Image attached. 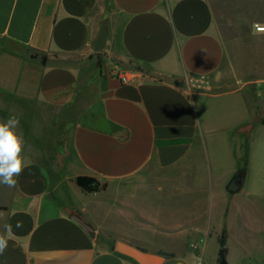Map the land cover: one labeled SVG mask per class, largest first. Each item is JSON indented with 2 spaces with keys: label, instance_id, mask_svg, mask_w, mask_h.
Segmentation results:
<instances>
[{
  "label": "crops",
  "instance_id": "1",
  "mask_svg": "<svg viewBox=\"0 0 264 264\" xmlns=\"http://www.w3.org/2000/svg\"><path fill=\"white\" fill-rule=\"evenodd\" d=\"M217 4L0 0V120L18 117L31 161L16 187L0 185V234L9 241L0 264H221L224 230L227 264H234L233 238L240 264L258 259L255 243L264 247V101L253 106L241 88L223 89L228 73L222 67L229 52L234 57L237 40L225 39ZM255 24L264 26V16L252 31L262 61L264 32ZM104 27L106 46L95 52ZM240 71L232 60L229 72L237 77ZM258 71L257 79L237 78H244V87L256 82L264 99V66ZM122 75L132 81L122 83ZM225 102L228 113L219 107ZM220 140L236 160L221 175L213 164ZM191 170L194 179L186 180ZM173 173L182 179L169 180ZM237 174L242 187L231 191L225 177ZM78 176L107 188L86 193L76 185ZM222 201L225 219L217 228ZM165 206L187 208L192 217L163 223L158 213ZM75 217L96 236L114 231L134 240L106 245ZM120 219L130 221L129 228L111 223ZM158 235L165 238L160 244L153 239ZM212 240L217 248L207 256Z\"/></svg>",
  "mask_w": 264,
  "mask_h": 264
},
{
  "label": "rangeland",
  "instance_id": "2",
  "mask_svg": "<svg viewBox=\"0 0 264 264\" xmlns=\"http://www.w3.org/2000/svg\"><path fill=\"white\" fill-rule=\"evenodd\" d=\"M217 4L216 10L218 14L219 24L221 27V31L225 37V39L229 40H237L236 46L234 48V57L231 58L232 54L229 52L227 54V58L223 64L222 69L226 71V77L223 81V89H232V88H241V90L244 91L246 99L249 104H263L262 101L264 99L261 95L257 92V84L256 82H250L249 86L244 87L243 81L241 79H248L251 77V79H257V74L260 72L258 71L259 68L264 66V63H262L264 58V46H262V61L259 59V44L260 39L252 34V31L254 30V23L258 19H262L264 16L263 10H262V3L261 0H215ZM255 24V29H256ZM237 54V55H236ZM243 59V61L241 60ZM233 60V63L235 66L239 67L240 75H237V77H241L244 75V78H237L233 74L229 72L230 69V63ZM255 75V76H254ZM220 110L222 112L228 113L230 111V106L228 102L222 103L220 106ZM224 113V114H225ZM234 134V133H233ZM240 136V135H239ZM241 138V136H240ZM220 147L216 150V154L214 156L215 160L213 162L214 165L218 166L217 172L218 174H223L229 172L235 167L236 160L232 154H229L227 144L226 142L220 140ZM246 145V143H245ZM213 161V156L210 157ZM188 179H194V174L191 170V172L187 173ZM233 176L225 177L227 184L232 180ZM160 180L162 178H159ZM179 179H182V174L173 173L170 174L169 180L171 181H177ZM202 199H205L203 197ZM224 203L223 201L219 204V210L218 212V219L215 220L217 222V228L221 227V224L223 222V218L225 219V214L222 211ZM149 205L142 206L143 208H148ZM158 217L163 223H171V222H182L187 221L191 219L192 212L189 209H173L172 207L165 206L159 213ZM258 222L262 221L261 216L256 217ZM227 220H225L226 222ZM229 223L233 222L236 224V221H228ZM117 226H122L123 228H129L130 221L128 220H117L115 222ZM227 223V222H226ZM235 229L237 227H234ZM114 231H104L101 230L99 234L95 237L96 240L105 243L106 245H109L110 243H113L115 240H124L127 242H131V240H134L131 237H117L114 236ZM154 241L157 242V244H160V242L164 241V237L158 235L157 237H153ZM257 240V239H256ZM166 241V240H165ZM262 241V240H261ZM168 244V248L174 250L179 248L177 242L175 241H166ZM230 247L232 249L231 251V260H233L234 264H240L243 258V255L241 254L240 247L237 245V238H233L230 241ZM258 246H262L259 242V244L255 243V251L258 252V259H254L252 264H264L261 262L262 254L264 252V247L262 246V249L259 251ZM217 248V245L212 240L208 247L206 254L207 256H211L215 253V250ZM245 260V259H244Z\"/></svg>",
  "mask_w": 264,
  "mask_h": 264
},
{
  "label": "clouds",
  "instance_id": "3",
  "mask_svg": "<svg viewBox=\"0 0 264 264\" xmlns=\"http://www.w3.org/2000/svg\"><path fill=\"white\" fill-rule=\"evenodd\" d=\"M20 121L11 115L7 120H0V185L11 189L16 187L18 177L31 166V161L25 156V139L21 132ZM21 225L18 223L17 227ZM11 226L6 227L10 231ZM6 234H0V255L8 248Z\"/></svg>",
  "mask_w": 264,
  "mask_h": 264
},
{
  "label": "trees",
  "instance_id": "4",
  "mask_svg": "<svg viewBox=\"0 0 264 264\" xmlns=\"http://www.w3.org/2000/svg\"><path fill=\"white\" fill-rule=\"evenodd\" d=\"M32 58H38V54H32ZM47 61L46 56H41V62L45 64ZM243 162L244 164L247 163V146L245 147V155L243 157ZM76 185L84 192L86 193H93V192H98L105 190L107 188L106 184L100 183L96 178L91 177V176H78L75 180ZM219 244H220V249L218 252L219 255V261L221 262L222 260L226 259L227 253H228V248H227V234L226 231L224 230L223 233L221 234L219 238ZM159 255L166 257V258H171L174 257V254L164 252V251H159Z\"/></svg>",
  "mask_w": 264,
  "mask_h": 264
},
{
  "label": "water",
  "instance_id": "5",
  "mask_svg": "<svg viewBox=\"0 0 264 264\" xmlns=\"http://www.w3.org/2000/svg\"><path fill=\"white\" fill-rule=\"evenodd\" d=\"M106 42H107V31L106 28L104 27L101 30V33L97 39V42L95 44V52H102L106 46ZM242 183H243V176L240 174L235 175L232 180L229 182V190L231 191H239L242 187ZM85 230L86 232L89 234V236L91 238H95L96 237V230L93 229L91 226H89L87 223H85L82 219L75 217L74 218ZM221 264H227L226 259L221 261Z\"/></svg>",
  "mask_w": 264,
  "mask_h": 264
},
{
  "label": "built area",
  "instance_id": "6",
  "mask_svg": "<svg viewBox=\"0 0 264 264\" xmlns=\"http://www.w3.org/2000/svg\"><path fill=\"white\" fill-rule=\"evenodd\" d=\"M256 30L257 31H263L264 32V26H259L258 24L256 25ZM120 80L122 83H129L130 81H132V77L128 76V75H122V76H119ZM207 81L205 80H202V81H199V84L201 86H204L206 85Z\"/></svg>",
  "mask_w": 264,
  "mask_h": 264
}]
</instances>
